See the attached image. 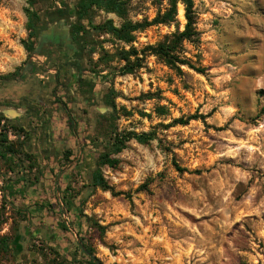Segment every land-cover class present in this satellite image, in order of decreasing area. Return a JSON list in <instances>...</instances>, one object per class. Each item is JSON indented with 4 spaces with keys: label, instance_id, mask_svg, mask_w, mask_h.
<instances>
[{
    "label": "rangeland",
    "instance_id": "374dc122",
    "mask_svg": "<svg viewBox=\"0 0 264 264\" xmlns=\"http://www.w3.org/2000/svg\"><path fill=\"white\" fill-rule=\"evenodd\" d=\"M122 1L123 16L94 7L80 18L79 0H0V88L16 97H1L0 107L24 106L20 99L30 97L34 131L66 117L51 100L52 74L43 87L20 78L37 30L59 19L81 30L72 32L77 67L65 80L74 95L57 94L78 123L75 156L91 158L85 172L47 178L29 168L37 154L0 158V264H53L49 246L82 262L89 256L78 242L101 264H264V0H193L198 36L183 41L178 55L203 73L187 64L173 69L147 49L184 29L181 2L172 23L139 29L130 43L94 31L107 20L115 27L151 21L168 0ZM131 49L141 67L121 75L125 61L117 54ZM7 74L16 76L1 78ZM190 115L197 118L174 123ZM9 125L1 120L0 134L22 141ZM126 132L150 139L117 150L115 136ZM62 154L53 160L59 168L68 164ZM104 154L112 165L100 164ZM93 167L110 190L92 185ZM17 180L26 192L5 195ZM36 202L45 209L36 211ZM58 222L68 231L54 234Z\"/></svg>",
    "mask_w": 264,
    "mask_h": 264
},
{
    "label": "trees",
    "instance_id": "16d2710c",
    "mask_svg": "<svg viewBox=\"0 0 264 264\" xmlns=\"http://www.w3.org/2000/svg\"><path fill=\"white\" fill-rule=\"evenodd\" d=\"M30 6H34V1L35 0H26ZM178 2H181L184 7V17L186 20L184 29L180 32L172 33L170 36L165 37L164 40L161 42H158L154 46H148V50L150 53L161 59L167 66L178 70V67L176 66L177 64H187L189 67L193 68L199 73H203L202 68H196L189 64L186 60H182L179 57L180 49H181V44L183 41H188V42H194L197 39L198 32L195 30V13L193 11V0H168L167 1V7L165 8L164 12L158 13L151 21H142V22H137V23H132V22H123L120 27H115L113 26L112 22L110 20L105 21L102 24H98L92 27L94 31L97 33H108L111 34L113 37H115L118 40H121L126 43H130L133 41L134 36L133 32L145 28L150 25L154 24H170L175 20L176 16V5ZM99 8L103 9L106 12H113L116 13L119 16H123L125 13V6L124 2L122 0H79V17H83L89 10L92 8ZM25 12L27 14H31V12L26 9ZM74 30V31H73ZM74 32L75 36L80 35L81 30L78 27H74L72 30ZM137 53L134 49H131L130 51H125L123 50L122 52H119L117 56L120 59H123L125 61L124 65L119 68V74L124 75L128 73H133L136 69L141 67L140 64V59L138 57H135L134 60H130V56H136ZM35 71V68L33 72ZM32 72V73H33ZM16 76V74H7L1 76L3 79L7 78H12ZM159 110L162 111V108H159ZM67 122L68 125L71 127V130L73 128L74 121L73 119L67 114ZM197 115H190L186 118H178L174 120V123H178L181 125H185L188 123L189 120L196 119ZM3 119V116L0 113V121ZM8 124L7 121H4ZM9 127L12 128L17 134H23L24 139L22 141H18L15 143H8L6 139V134L3 132V134H0V158L6 160L9 158H20V157H25L26 159L30 160L34 156L32 153H29L25 147L26 139L29 137V133H27L22 127H15L13 125H9ZM6 128L3 130L5 131ZM130 139H135L136 141L140 143H146L150 139V134L149 133H140L137 134L135 132H126L122 136H115V143L117 150H119L123 143L130 140ZM62 149V147H60ZM62 157H65V162L68 163L69 156H70V151H64L62 152ZM108 154H104L103 156L100 157V164H108L112 165L113 161L110 160L108 157ZM64 159V158H63ZM67 161V162H66ZM97 163V157L95 158V166ZM37 167V168H36ZM174 167L176 168L177 171H183L184 168H181L174 162ZM30 169H38V164L37 166L31 164L29 166ZM40 174L35 177V182L38 181ZM18 182H15V185L18 187L20 184L21 180H17ZM91 182L93 186L99 187L102 190H110L108 184L105 182L102 174L97 170L94 169L91 173ZM26 190L22 188H17L15 189L14 184H8L4 188V194L10 197L16 196L18 194H24ZM62 198L64 199V195H62ZM66 205V203H65ZM64 206V204H63ZM66 207V206H65ZM69 207L71 206V203L69 204ZM69 207H66V211H70L68 209ZM34 209L36 211H40L45 209L44 205L38 204L37 202L34 204ZM25 216V214H23ZM57 225L59 226L58 229H55L54 234L59 233L60 231H68L66 226L64 225L63 222H58ZM2 247L5 249L8 248V241L7 238H2ZM86 250L90 253H92V250L87 247L86 245H83ZM51 251H53L54 255L57 256V258H61V252L60 250L55 246V249L53 246L48 247ZM79 249V248H78ZM84 257L85 254L84 252L82 253ZM57 258H54L52 260L53 264H94V262L86 257V260L82 262H75V261H69L67 259L61 258L60 260ZM101 264V262H100Z\"/></svg>",
    "mask_w": 264,
    "mask_h": 264
},
{
    "label": "crops",
    "instance_id": "0c3cea01",
    "mask_svg": "<svg viewBox=\"0 0 264 264\" xmlns=\"http://www.w3.org/2000/svg\"><path fill=\"white\" fill-rule=\"evenodd\" d=\"M36 62L37 64H43L44 57L39 56ZM51 71H53V69H51ZM39 77L40 79H43L41 77H45L44 73ZM45 78H47V76ZM28 79V76L26 78H23L24 85L33 81V79ZM43 81L42 83L44 84ZM71 95H74L73 90H71ZM9 96L13 97V100H16V97L13 94L9 95L4 90H2V88H0V99L1 97L8 98ZM24 98L20 99V101H26V103H24V106L8 105L0 107V113L3 116L2 122L7 121L11 125L20 124L19 127H22L25 131H29V137L26 139L25 147L29 153L38 155L35 156V158L37 161L40 160L37 162V164L38 169H41L43 176L47 178L48 176H52V174H63L64 170H66V173H68V171H70L71 169H74V171H85V169L88 168V165L90 164L91 158L86 154L80 153L75 156V144L77 145L80 141L78 139V123L75 121L73 114L70 112L71 117L74 121L72 128L74 130H71V127L68 125L65 117L63 124H57L53 126L47 124L43 127V130L40 126V128H37V130L34 131L35 129H32L34 124L31 122V113L33 111V108L31 107V104L29 105L31 99L30 97L25 99ZM68 106L70 108L69 104ZM40 112L43 113L44 110L41 108ZM36 147L38 148L37 153L35 152ZM60 147H62V149H60ZM64 151H70V154L72 152V154L69 156V159H72L73 157L74 158L69 161L68 164L59 168L58 162H53V160L59 159L62 152ZM55 152H57V154ZM39 165H41V167ZM10 183L14 184L15 189L22 188L21 182L18 187L15 185V182L11 181Z\"/></svg>",
    "mask_w": 264,
    "mask_h": 264
},
{
    "label": "flooded vegetation",
    "instance_id": "af4514ba",
    "mask_svg": "<svg viewBox=\"0 0 264 264\" xmlns=\"http://www.w3.org/2000/svg\"><path fill=\"white\" fill-rule=\"evenodd\" d=\"M32 50L41 53L44 57V63L37 64L35 61V71L29 75L28 80H36L43 87L45 85H43V80L39 76L43 73L44 75L46 73L52 74L49 78L50 81L54 82V86L51 89L53 96L51 100L55 102V105L63 107L67 120V114L71 117L68 104L61 96L62 94L59 95L57 93L59 90H63L71 94L69 82L65 80L68 78V74L74 76L73 70H76L77 67L76 55L78 48L74 42L70 26L64 20L59 19L38 28ZM74 104L77 105L76 101ZM94 169L93 167L90 171L92 172Z\"/></svg>",
    "mask_w": 264,
    "mask_h": 264
},
{
    "label": "water",
    "instance_id": "95a60500",
    "mask_svg": "<svg viewBox=\"0 0 264 264\" xmlns=\"http://www.w3.org/2000/svg\"><path fill=\"white\" fill-rule=\"evenodd\" d=\"M39 56H42L41 53H39L38 51L32 50L26 64L24 65V67L21 70V74H20L21 79L26 78L27 76L29 77V75L33 72L35 61H37V58ZM78 245L80 246V248L84 252V254L89 256V258L94 262V264H100L99 260L93 254L88 252L86 250V248L83 246V244L78 242Z\"/></svg>",
    "mask_w": 264,
    "mask_h": 264
},
{
    "label": "built area",
    "instance_id": "2783aa9c",
    "mask_svg": "<svg viewBox=\"0 0 264 264\" xmlns=\"http://www.w3.org/2000/svg\"><path fill=\"white\" fill-rule=\"evenodd\" d=\"M8 138H15V135L12 132H8Z\"/></svg>",
    "mask_w": 264,
    "mask_h": 264
}]
</instances>
